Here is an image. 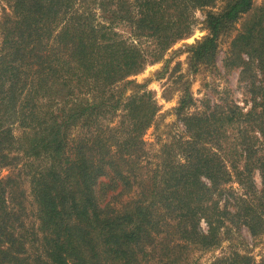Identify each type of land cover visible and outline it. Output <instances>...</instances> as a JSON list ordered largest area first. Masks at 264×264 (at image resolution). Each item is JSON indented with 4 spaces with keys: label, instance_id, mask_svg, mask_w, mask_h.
I'll return each mask as SVG.
<instances>
[{
    "label": "trees",
    "instance_id": "1",
    "mask_svg": "<svg viewBox=\"0 0 264 264\" xmlns=\"http://www.w3.org/2000/svg\"><path fill=\"white\" fill-rule=\"evenodd\" d=\"M215 2L13 0L0 32V166L16 168L0 177V264H194V250L219 244L224 222L264 230V6L223 0L209 9ZM198 8H208L207 33L186 46L193 68L213 64L218 36L253 11L224 58L248 79L251 104L182 114L187 139L178 151L161 144L151 161L141 136L156 104L140 84L124 95L127 77L188 36ZM192 103L185 90L176 114ZM223 193L233 211L218 205ZM208 264L250 257L231 251Z\"/></svg>",
    "mask_w": 264,
    "mask_h": 264
},
{
    "label": "rangeland",
    "instance_id": "2",
    "mask_svg": "<svg viewBox=\"0 0 264 264\" xmlns=\"http://www.w3.org/2000/svg\"><path fill=\"white\" fill-rule=\"evenodd\" d=\"M222 1L216 0L209 9L218 10ZM12 3L13 0H0V32L2 24L13 19ZM252 6L254 8L264 6V0H252ZM206 9L208 8H198L192 11V28L188 36L173 43L166 49L161 58L147 62L140 71L127 77L128 80H131V83L126 85L124 95L131 93L134 89V84H140L144 90H148L151 93L157 108L151 124L141 136L146 152L145 159L154 160L155 154L160 153L161 144H165L172 151H178L174 146L187 139L180 120L182 114L209 109L216 105L226 108L234 104L242 112H245L250 107L248 79L244 80V73L241 78L239 67L224 66V58L227 55L228 42L231 36L236 33L242 23L251 17L253 11L243 14L234 22L228 33L218 36L213 64H198L193 68L188 59L189 54L186 46L194 43L207 33L203 24ZM116 30L124 36L127 35L125 28L120 24L116 25ZM244 58L246 59L245 56ZM252 67L254 82L258 84L259 73L255 66ZM185 90L189 93L193 103L177 115L174 108ZM117 115L119 116V111L113 117L111 125L117 121ZM14 125H12L10 132L13 136H17L19 130ZM15 169H12L9 165L0 166V177L11 174ZM252 181L254 189L258 190L260 179L256 170L253 171ZM15 185L17 189L26 191L27 183L23 174H18ZM104 185L105 181L101 180L100 187ZM226 186H229L230 191L234 194L240 195L242 192V189L233 181L228 182ZM232 200L231 195L223 193L218 199V205L226 204L228 210L233 211ZM23 202L24 218L27 226L30 227L33 224L31 204L27 197ZM199 227L203 230L205 229V224L200 221ZM219 235L220 240L216 247L210 250H194L192 252V258L195 260L194 264H208L214 257L231 251H235L239 255L249 256L250 264L263 263L264 230L258 235H251L241 223L229 224L224 222L219 229Z\"/></svg>",
    "mask_w": 264,
    "mask_h": 264
}]
</instances>
